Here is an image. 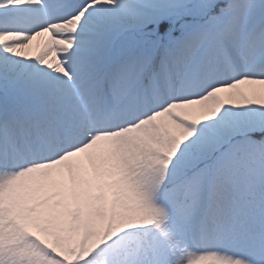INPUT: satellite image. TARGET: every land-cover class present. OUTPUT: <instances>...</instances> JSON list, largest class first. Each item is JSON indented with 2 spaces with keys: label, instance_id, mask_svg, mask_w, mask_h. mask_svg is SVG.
I'll use <instances>...</instances> for the list:
<instances>
[{
  "label": "snow or ice",
  "instance_id": "obj_1",
  "mask_svg": "<svg viewBox=\"0 0 264 264\" xmlns=\"http://www.w3.org/2000/svg\"><path fill=\"white\" fill-rule=\"evenodd\" d=\"M0 264H264V0H0Z\"/></svg>",
  "mask_w": 264,
  "mask_h": 264
}]
</instances>
